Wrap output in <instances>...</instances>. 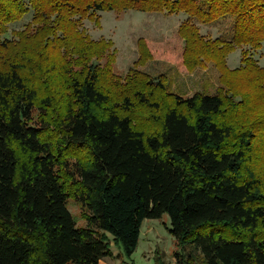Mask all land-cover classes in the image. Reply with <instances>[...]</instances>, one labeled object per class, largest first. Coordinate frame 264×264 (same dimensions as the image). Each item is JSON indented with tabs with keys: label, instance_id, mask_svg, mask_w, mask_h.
Instances as JSON below:
<instances>
[{
	"label": "trees",
	"instance_id": "obj_1",
	"mask_svg": "<svg viewBox=\"0 0 264 264\" xmlns=\"http://www.w3.org/2000/svg\"><path fill=\"white\" fill-rule=\"evenodd\" d=\"M129 10L189 17L184 65L212 63L218 92L184 98L140 71L153 58L142 39L119 76L114 44L83 24ZM227 15L232 41L202 36L196 22ZM263 43L264 0H0V264L131 258L144 221L164 215L200 264H264V66L248 51L228 66L237 48Z\"/></svg>",
	"mask_w": 264,
	"mask_h": 264
},
{
	"label": "rangeland",
	"instance_id": "obj_2",
	"mask_svg": "<svg viewBox=\"0 0 264 264\" xmlns=\"http://www.w3.org/2000/svg\"><path fill=\"white\" fill-rule=\"evenodd\" d=\"M204 1V0H198ZM207 10V6L204 7ZM99 27L87 20L83 26L94 40L111 41L117 51L114 71L124 78L135 63L140 59V40L147 44L153 58L138 69L154 78L163 75L165 84L171 92L184 98L192 97L195 93L215 94L221 87L219 73L212 63L203 68L189 72L184 65L185 41L179 34V28L189 17L185 14L168 15L158 12H141L129 10L126 12L107 11L100 13ZM31 15L24 20L9 26V32L2 38L12 39L13 31L23 30L31 21ZM202 36L207 40L221 39L232 41L234 36L235 17L227 15L211 24L196 22ZM248 51L260 66H264V43L262 49L254 50L244 46L236 49L228 57V66L234 70L239 68L242 52ZM36 115V114H35ZM260 168L258 167L257 170ZM68 208L79 227H85L81 201L71 198ZM170 218L164 215L161 219L145 220L141 230L138 248L131 258H107L102 264H185L192 254L190 264H200L199 256L188 247L181 250L175 237L170 233ZM219 236L227 239L237 238L229 230L217 229ZM112 250L117 256L122 253L120 247L112 243ZM181 254V259L175 254ZM179 259L181 261H179Z\"/></svg>",
	"mask_w": 264,
	"mask_h": 264
},
{
	"label": "crops",
	"instance_id": "obj_3",
	"mask_svg": "<svg viewBox=\"0 0 264 264\" xmlns=\"http://www.w3.org/2000/svg\"><path fill=\"white\" fill-rule=\"evenodd\" d=\"M180 24H182V23L180 22ZM113 254H114V252H113ZM114 256H115V254H114Z\"/></svg>",
	"mask_w": 264,
	"mask_h": 264
}]
</instances>
